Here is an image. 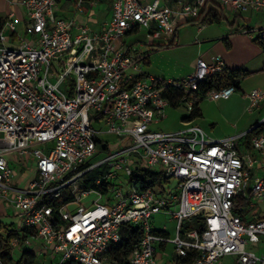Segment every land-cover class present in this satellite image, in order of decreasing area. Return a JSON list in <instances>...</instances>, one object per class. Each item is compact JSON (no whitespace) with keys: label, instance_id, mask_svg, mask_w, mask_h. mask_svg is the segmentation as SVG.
<instances>
[{"label":"built area","instance_id":"obj_1","mask_svg":"<svg viewBox=\"0 0 264 264\" xmlns=\"http://www.w3.org/2000/svg\"><path fill=\"white\" fill-rule=\"evenodd\" d=\"M207 2L225 16L264 14V0H112L110 21L94 31L61 17L60 0H20L21 33L18 18L7 14L0 26V202L19 229L3 226L10 260L0 264H18L17 248L40 258L30 264H112L108 254L129 227L142 235L124 264H219L226 256L264 264V217L233 215L238 197L252 208L253 200L264 203V175L253 171L258 164L264 174V160L250 155L264 157V132L241 154L233 138L210 140L187 119L198 100L237 92L229 85L198 95L227 69L224 62L198 58L176 80L144 71L153 50L148 42L174 38L175 28L197 19ZM86 5L92 0H74V14ZM240 31L264 48V25ZM140 32L148 49L123 41ZM245 98L249 112L264 105L260 90ZM171 107L186 110L183 128L155 130ZM97 141L108 149L94 161ZM26 172L32 176L17 188ZM158 214L175 222L172 237L165 227L153 228ZM9 234L15 236L8 241Z\"/></svg>","mask_w":264,"mask_h":264},{"label":"crops","instance_id":"obj_2","mask_svg":"<svg viewBox=\"0 0 264 264\" xmlns=\"http://www.w3.org/2000/svg\"><path fill=\"white\" fill-rule=\"evenodd\" d=\"M99 1L100 2H98L97 0H92L93 6H91V8L90 7L88 8V5H86L84 7V10L82 11V13L74 14V9H73L74 0H60L59 15L63 18H72L73 17L77 25L86 24L92 30L98 31L103 24L107 23L111 19V10H108L107 5L105 4V2L103 0H99ZM176 1L177 0H161V2L163 4H174ZM182 1H189L190 2L193 0H182ZM19 2H20V0H0V26L2 25L7 14L9 12H13L19 20V23L17 25V30L19 33H21L23 30L25 21H26V10L19 4ZM97 9H98V12H97ZM97 13L102 14L101 20L99 18H95ZM243 14H248L251 17L252 23H250V24L254 25L256 22H260L261 26L264 25V14H262V13L254 14L251 12H242L239 14H233L230 16H226V19H228L229 17H231V19H232L234 16H238L241 27H244L245 21L243 18ZM89 20H94L92 25H89ZM77 21H80V24L77 23ZM249 26H251V25H249ZM208 27H209V25H207V26L198 25L194 31L192 30L191 33L189 32L187 34L182 33L180 31V28H179L177 30V32L175 33L174 38H172L171 40H169L167 42L162 40V39L161 40L156 39V40L149 41L148 43L154 47H161V46L170 45V44L172 45L174 40H175L174 45L175 44L176 45L182 44V45H185L186 47L189 46L191 43H193V44L197 45V48H196L197 54H196V57L194 58L193 61H191L187 65H183V67L179 71H177V73H176L177 75H172L171 78L156 77L152 74H147L146 73L147 69H145L144 71L146 73V76H152L154 78H162V79H168V80H176V79H179V78L189 74L190 72H192L194 67H195L196 60L198 58L202 59L206 63H210L212 58H214L216 56H220V53H223V55L227 58L226 61L228 62V58L231 55L230 50L232 49L231 43L228 42V36L233 37L236 33H229L227 31L228 27L225 26V29H226L225 34L227 35V36L225 35L226 37H224L223 36L224 34H222L221 32H219L216 35H209V33L206 32ZM252 28H254V27L252 26ZM240 33L243 34L241 31H240ZM144 36H145V34H144ZM200 37H201V39H200ZM250 38H251V40H254V39H252V37H250ZM144 40L146 41L145 37H144ZM200 40L205 42V43H203L204 45L200 42ZM215 40H219V41L222 40L223 48H224L225 52L221 49L218 52L219 54H217L216 56H212L208 61H206L205 59L202 58V56L205 52L204 47L207 46V50H208L212 45L215 44L214 43ZM137 41H138V39H135L134 42H137ZM226 43H228L230 45L229 48H226ZM170 49H172V48H170ZM153 51L154 50H152V52ZM149 58L147 59L146 65L150 63ZM220 58H221V56H220ZM224 64H225L226 68L229 69L227 67V63L225 62ZM234 69L246 70V71L250 72L251 75L249 77H252L254 75H258L260 73H264V49H262L261 51L258 50L257 53H254L252 56L249 55L245 59V62L243 63V65H241V66L236 65V67H234ZM229 70H232V69H229ZM249 77L239 81L237 92L235 94H233L229 99L218 100V101L208 100V101L213 102V103H222V105H224V106L228 105L232 101L236 102L239 100V102L241 104V109L239 110V112L236 113L235 117L233 118V121L231 123L232 124L231 125L232 131H230L226 134H217L216 135L215 134V132H216L215 124L210 123V121H208L205 117H203V113L201 110H200L201 117L192 121V124L199 126L206 133V135L208 136V138L210 140L219 141V140H223V139H227V138H233L235 146L238 149L239 153H241V154H246L248 151H251L250 150L251 149V147H250V139L251 138H247L246 134L248 132H250L261 120H264V105H261L260 107L254 109L251 112L247 111V99L245 98V95H247L249 92H247V93L243 92L241 90V85L245 81H247V79ZM171 108H178V107H171ZM184 117H186V115L182 116L180 119V121H181L180 127L181 128L179 130H181L183 128L182 120L184 119ZM250 155H252L253 157H256V158L258 157V159L264 160V157H259L253 151L250 153ZM253 171H255L256 175H259V176L264 175V174H262L261 170L259 169L258 164L255 165V168ZM28 174H29V172L24 173L23 176L20 177L18 182H22L23 185H25L26 181L32 176V173H30L31 175H29V176H28ZM252 202H254V208H252L249 205V203L247 202V206H246L247 212L243 216L244 220H250V219H254V218H258V217H264V203H257L254 200ZM11 216L12 215L9 214V210L7 211V209H6L5 204L0 202V219L3 217L11 218ZM2 224H3V226H5V228L9 227V228L13 229V227L11 226L12 223H10V224L2 223ZM171 248L172 247L170 245H168V246H166V249L165 248L164 249L166 250V252L170 253ZM23 253H26V252H22V255H23ZM34 259L36 262L40 261V258H35V256H34ZM227 263L228 264H233V263L239 264L236 256L223 257L219 262V264H227Z\"/></svg>","mask_w":264,"mask_h":264},{"label":"rangeland","instance_id":"obj_3","mask_svg":"<svg viewBox=\"0 0 264 264\" xmlns=\"http://www.w3.org/2000/svg\"><path fill=\"white\" fill-rule=\"evenodd\" d=\"M100 2L99 0H97ZM105 4L107 5L108 10H111L112 8V0H103ZM102 1V2H103ZM98 12V9H97ZM102 14L97 13L95 18H99L101 20ZM94 18V19H95ZM243 18L245 21V29L252 28H259L261 26L260 22H256L254 25L250 24L252 23L251 17L248 14H243ZM229 19V20H228ZM227 20H222L220 24L213 23L209 25L207 29V33L209 35H216L219 32L224 34L223 36L226 37L225 34V26L228 25L227 22L231 21V17H229ZM94 20H89V25H92ZM77 23L80 24V21H77ZM251 25V26H249ZM198 25H191V24H184L180 27V31L184 34L191 33V31L195 30ZM226 35V36H225ZM144 32H140L137 35H129L125 36L123 38V41L126 43H134L135 39H138V41L143 42L146 44L144 40ZM201 39V37H200ZM253 39V38H252ZM175 41V40H174ZM164 45L161 47H154L149 46L146 44L145 49H148L149 47L152 48L154 51L151 52L149 61L150 63L145 66V69H147V74H152L156 77H164V78H171L172 75H177V71H179L183 65H187L191 61L194 60L197 54V45L191 43L189 46H185L182 44L178 45ZM203 44L205 42L201 41ZM228 42L231 43L232 49L231 55L228 58V62L226 61L227 58L223 55V53H220V56L224 63H227V67L229 69H234V67L241 66L245 62V59L249 55H253L254 53H257L258 50H262V47L251 40L250 36L248 34H241L240 30L238 33H236L233 37L228 36ZM215 44L212 45L208 50L207 46L204 47V54L202 56L203 59L208 61L212 56H216L219 54L218 52L223 48L222 40H215ZM204 45V44H203ZM172 48V49H170ZM170 49V50H169ZM51 70H53V67H51ZM53 81V80H52ZM60 89L62 91H65V86L61 85ZM241 90L245 93L250 92L251 90H260L261 92H264V73H260L258 75H254L252 77H249L247 81H245L241 85ZM66 94H68L67 91H65ZM199 108L203 113V117H205L210 123L215 124V134H226L230 131H232V121L235 117L236 113L239 112L241 109V104L238 101H232L228 105H222V103H213L206 99L202 100L199 103ZM186 115V110L183 107L178 108H170L167 110V117L164 119L160 124L154 127L157 131L162 132H176L181 127V117ZM101 158H103L102 153H98L97 156L94 158V161H98ZM102 169L97 170V172H92L91 175L99 174ZM29 172L28 176L31 175ZM15 186L17 188H20L23 186L22 182H15ZM92 198V197H91ZM11 215V214H10ZM1 223L4 224H10L12 223V227L14 230L19 229V221L17 218L11 216V218L3 217L0 219ZM184 226L188 225L189 222H184ZM151 224L155 230H162L163 227L166 228L169 235L172 237L174 235V227L175 222L171 221L168 216L163 214H158L153 216L151 220ZM22 250L17 248L13 250L12 256L14 262L19 261ZM109 260V258H107ZM110 261V260H109ZM228 264V263H227ZM235 264V263H233Z\"/></svg>","mask_w":264,"mask_h":264},{"label":"trees","instance_id":"obj_4","mask_svg":"<svg viewBox=\"0 0 264 264\" xmlns=\"http://www.w3.org/2000/svg\"><path fill=\"white\" fill-rule=\"evenodd\" d=\"M222 20H227L226 16L223 14L222 9L219 6H216L212 3L207 2L204 5L203 10L201 11L199 17L192 21H186L182 24H179L175 28V33L177 30L184 24H191V25H211L213 23L220 24ZM229 27L227 28V31L229 33H237L240 29L244 28L241 27L239 22V17L234 16L230 22H227ZM254 42L258 43L256 40H253ZM259 44V43H258ZM260 45V44H259ZM230 45L226 43V48H229ZM262 47V46H261ZM264 49V48H262ZM251 75L250 72L246 70H240V69H225L224 72L221 74H216L211 77V81L207 85H203L200 87L199 94L203 95L206 90H209L211 88H221L229 85H234L236 88H238V84L240 80L246 79ZM201 100H198L194 105V110L192 113L187 116V119L189 120H195L197 118L201 117V112L199 109V103ZM175 106V105H174ZM185 118V117H184ZM264 132V123L261 125L255 126L250 132L246 134L247 138H251L252 136ZM97 148L98 152H102L104 150H107V144L102 143L100 141H97ZM149 178V177H148ZM151 179V177H150ZM148 180V179H146ZM247 202L242 198L238 197L236 200V206L233 209V215L235 217H241L243 219L244 214L247 212ZM3 229V224L0 222V232ZM141 231L138 228L129 227L126 232V237L124 238L123 242L111 249V251L108 254V258L111 261L112 264H124L125 260L130 255L132 248L134 244H136L139 239L141 238ZM15 235L9 234L7 239L8 241L12 239ZM0 258L3 260H10V249L7 245V243L4 242L3 237L0 236ZM24 262H23V261ZM35 259L32 254L29 253H23L21 260L18 262V264H30L34 263ZM64 264H77L75 262H65Z\"/></svg>","mask_w":264,"mask_h":264}]
</instances>
